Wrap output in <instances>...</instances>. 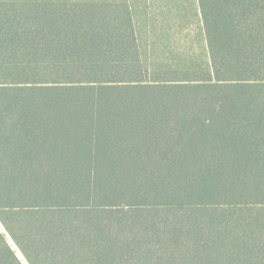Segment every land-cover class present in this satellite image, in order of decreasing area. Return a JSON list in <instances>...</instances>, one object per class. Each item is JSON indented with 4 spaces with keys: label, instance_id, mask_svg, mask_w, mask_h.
<instances>
[{
    "label": "trees",
    "instance_id": "trees-1",
    "mask_svg": "<svg viewBox=\"0 0 264 264\" xmlns=\"http://www.w3.org/2000/svg\"><path fill=\"white\" fill-rule=\"evenodd\" d=\"M0 224V264H264V0H0Z\"/></svg>",
    "mask_w": 264,
    "mask_h": 264
},
{
    "label": "rangeland",
    "instance_id": "rangeland-1",
    "mask_svg": "<svg viewBox=\"0 0 264 264\" xmlns=\"http://www.w3.org/2000/svg\"><path fill=\"white\" fill-rule=\"evenodd\" d=\"M0 227H1V224H0ZM15 249H17V247L15 245H13ZM18 250V249H17ZM19 255L21 258H23L22 254L18 251Z\"/></svg>",
    "mask_w": 264,
    "mask_h": 264
}]
</instances>
